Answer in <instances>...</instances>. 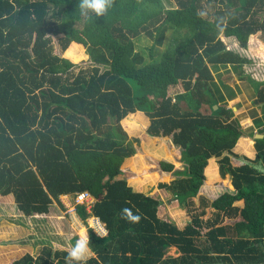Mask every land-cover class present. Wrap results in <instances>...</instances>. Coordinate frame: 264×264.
I'll list each match as a JSON object with an SVG mask.
<instances>
[{"label":"trees","instance_id":"16d2710c","mask_svg":"<svg viewBox=\"0 0 264 264\" xmlns=\"http://www.w3.org/2000/svg\"><path fill=\"white\" fill-rule=\"evenodd\" d=\"M176 1L110 0L97 16L82 13V0H0V196L35 216L63 195L88 192L108 231L88 228L86 260L44 246L10 264H264V137L254 138V160L234 152L239 142L252 147L251 135L221 104L212 69L233 67L254 88V104H264V81L242 70L251 60L220 36L244 48L252 35L264 37V0ZM151 26L155 47L165 48L153 47L146 61L133 38L154 37ZM76 46L86 48L84 63L72 60ZM141 111L149 140L168 138V153L180 160L177 170L161 162L162 174L175 178L156 188L191 215L183 226L160 215L154 184L136 182L147 185L143 192L117 178L127 159L142 166L140 140H128L121 124L141 129ZM77 215L87 218L85 206ZM172 247L178 256L168 255Z\"/></svg>","mask_w":264,"mask_h":264},{"label":"rangeland","instance_id":"374dc122","mask_svg":"<svg viewBox=\"0 0 264 264\" xmlns=\"http://www.w3.org/2000/svg\"><path fill=\"white\" fill-rule=\"evenodd\" d=\"M165 2L168 6H177L176 0H165ZM150 29L154 31V37L148 36L147 33H141L139 37L133 38L135 44L134 51L142 54L146 61H152L153 59L151 57V49L155 47L157 37L154 26H151ZM171 32V30L165 32V42L168 40ZM220 36L228 49L239 52L251 60V63L243 65V73L250 75L257 81H264V37L260 34L252 35L247 47L244 48L236 39L227 38L224 34ZM57 40L56 37L54 39L55 46L58 45ZM155 48L163 50L165 48V43ZM71 52L75 57V59L72 60L76 61L75 63L77 64L84 63L88 60V55L84 46H76ZM66 54L67 53H65V57H67ZM156 54L157 52H154L155 56ZM212 69L215 82L225 96V100L221 101V104L232 109L231 118L236 120L241 128L251 135L249 139L252 141V147L245 141L243 144L239 142L235 146L234 152L254 160L256 158L254 138L256 135L264 136V105L254 104V99L256 98L254 88L233 67H212ZM129 82L133 88L134 95L139 97L142 93V89L134 80H130ZM131 115L126 119H135ZM139 117H142L146 121V124L141 129L131 131L126 124V120L122 121L121 124L128 135V140L139 138L140 142L137 145V153L143 156L142 159L144 160L142 166L140 168L132 167L129 159H127L122 165L123 172L117 178H126L131 186L143 192H147V185L143 184L144 187L141 185L138 186L136 182H140L144 179V181H147L148 185L154 184L155 190L151 195L163 201L160 206V215H168L179 226H183L187 220L191 219V215L187 214L186 210L179 207L177 203L172 202L174 193L156 188L159 182L170 183L175 178L172 176L173 174H162L161 162L167 161L172 164L175 163V168L177 170V168L181 166L180 160L176 156L168 153L167 146H171L168 138L153 141L149 140L145 129L150 124V119L144 111H141ZM111 123H113V121H111ZM247 146H249L250 149L247 150ZM164 149L166 153L163 152ZM248 152L251 154H248ZM181 169H184V166ZM152 179H154V182H152ZM216 183L219 184L221 182L216 181L212 183V181L208 180L205 182V186H214ZM222 184L224 183L222 182ZM225 185L227 186V184ZM61 200L65 201L64 198H61L60 201ZM95 202L96 199H93L91 206H93ZM237 204L241 206L243 202H238ZM196 206L199 205L196 204ZM85 207L88 216L84 219L79 216H74L75 213H72L70 211L71 209L62 202L53 203L49 214L27 216L18 210L13 197L0 196V264H10L27 253L36 258L44 246H51L57 250H67L70 252L72 245L75 244L78 238L82 235L89 237L88 228L94 229L98 236L105 237L108 234L105 224L100 222L102 227H98L96 222L97 219L93 218L94 216L92 215V209L90 210V205L85 204ZM198 210L201 211L203 209L198 207ZM206 212V216L210 218L214 214L210 208H208ZM91 255L92 252H90L84 260L88 259ZM168 255L178 256L176 248H170L168 250Z\"/></svg>","mask_w":264,"mask_h":264},{"label":"clouds","instance_id":"9594fccd","mask_svg":"<svg viewBox=\"0 0 264 264\" xmlns=\"http://www.w3.org/2000/svg\"><path fill=\"white\" fill-rule=\"evenodd\" d=\"M109 5H110V0H82L80 7L82 10V13L86 14L89 10H91L93 13H95L97 16H99V15H103L107 11V8L109 7ZM198 14L200 16H205L207 13L205 11H200ZM82 193H84V192H82ZM76 194H78V193L61 196L60 199L61 198L65 199V201L61 200V202L63 204H65L67 202V199H69L71 196L73 197ZM78 206L79 205H77V207ZM83 206H85V205H83ZM77 207H76V215L75 216H78L77 215ZM125 211H127V210H125ZM72 213H74V212H72ZM93 218L97 219L99 221V224H100V222H102L99 218H97L95 216ZM132 219L139 220L140 217L137 215V216H133ZM90 252H91V247H90V243H89V237L86 235H82L80 238H78L76 240L75 244L72 245L71 250L68 253V257L71 258L72 260L79 262V261H83L84 258L87 255H89Z\"/></svg>","mask_w":264,"mask_h":264},{"label":"built area","instance_id":"2783aa9c","mask_svg":"<svg viewBox=\"0 0 264 264\" xmlns=\"http://www.w3.org/2000/svg\"><path fill=\"white\" fill-rule=\"evenodd\" d=\"M93 197L91 196V194H89L88 192H84V193H78L76 195H74L73 197L71 196L69 199H67V202L65 203V205H67V207H69L71 209V212H74V216L76 215V207L77 205H85V204H89L90 205V210L92 209L91 204L93 203ZM88 209V208H87ZM98 224V227H100L99 221H96Z\"/></svg>","mask_w":264,"mask_h":264},{"label":"water","instance_id":"95a60500","mask_svg":"<svg viewBox=\"0 0 264 264\" xmlns=\"http://www.w3.org/2000/svg\"><path fill=\"white\" fill-rule=\"evenodd\" d=\"M261 106L264 105V104H260ZM218 106H215V109L217 108ZM264 136L263 135H256L255 138H263Z\"/></svg>","mask_w":264,"mask_h":264}]
</instances>
